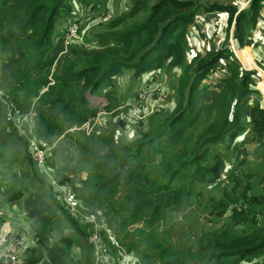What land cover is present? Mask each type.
Instances as JSON below:
<instances>
[{"label":"trees","instance_id":"obj_1","mask_svg":"<svg viewBox=\"0 0 264 264\" xmlns=\"http://www.w3.org/2000/svg\"><path fill=\"white\" fill-rule=\"evenodd\" d=\"M67 1L0 0V96L13 108L14 120H23L42 146L52 148L71 128L81 135L74 150L65 147V152L53 155L54 148L48 149L46 161L54 176L80 207L98 219L100 213L92 206L100 209L119 245L133 258L132 264H264V160L258 163L262 171L253 185L247 180L249 173L242 170L247 137L236 141L233 162L225 175L223 155L211 152L212 144L226 140L228 147L247 133L264 146V100L256 87L260 78L256 70L244 68L231 41L200 55L193 77H183V71L174 108L165 118L152 117L146 135L114 144L111 132L98 121L89 132L82 127L87 121L91 124L97 114L86 93L97 95L122 67L139 75L151 68L150 63L162 65L171 56L169 43L174 37L171 43L185 48L187 25L202 4L207 17L216 11L228 14L226 38L234 19L232 44L236 48L255 44L253 29L264 0H248L242 8L218 0H133L128 10L108 22L109 27L92 34V30L82 32L79 20H85L86 15L75 16ZM106 13L91 25L107 22L112 15L102 20ZM72 16L63 27L64 18ZM72 22L78 23L81 38L65 44L63 37ZM56 26L59 35L54 39ZM176 36H181L180 40ZM179 54L173 55L174 63L182 64L184 51ZM220 60L224 74L203 86ZM110 95L107 93L108 112L118 106ZM129 101L121 109H112L117 110L118 127L126 126ZM0 116L24 142V158L33 175L50 191L45 197L37 191L21 190L12 195L21 198L36 236L34 242H25V258L32 264H71L58 253L63 247L49 243L48 234L57 215L66 217L72 231L85 240L87 225L66 212L58 192L39 174L3 101ZM153 120L159 123L157 127L152 126ZM220 180L224 181L220 193L210 194L206 204L212 222L220 224L201 229L183 248L165 243L159 226L170 213L192 205L190 186H208ZM1 220L6 219L1 216ZM119 234L124 235L120 241ZM66 238L64 244H70L71 238ZM112 253L114 258L118 255L116 249ZM91 258L88 241L83 264H94Z\"/></svg>","mask_w":264,"mask_h":264},{"label":"rangeland","instance_id":"obj_2","mask_svg":"<svg viewBox=\"0 0 264 264\" xmlns=\"http://www.w3.org/2000/svg\"><path fill=\"white\" fill-rule=\"evenodd\" d=\"M132 1L133 0H68L66 3H68V5L72 7V11L75 16H79L81 18L86 15L85 20L83 18L79 20L82 23L81 30L84 33L87 30L88 32L92 30V34L101 32L109 27L108 22L114 16L120 15L122 12L128 10L130 4H132ZM204 1L210 2L212 0H201V2ZM218 1L221 3H232L234 5H237L239 8H242L246 5L248 0ZM204 5L205 4H202V6L199 7V11L194 15L193 22L187 25V32L185 35L187 42L185 48H183L182 45L179 47V45L175 46V43L172 44L171 42L173 39H175L174 37L169 43V45L171 46V56L167 61H164L162 65L150 63L151 68L139 75L134 74L133 69L122 67L121 70L114 76V78L106 81L104 85L105 89L100 90L97 95L86 93L89 104L97 109V114L92 123L90 124L89 121H87L86 123L87 126L89 125V128L94 123H96V121H98L100 127L106 126L105 128H107L108 131L111 132V138L113 140L112 142L115 144V142L118 141L127 142L139 134L142 135L145 133L146 135L148 130L147 128L152 117L155 119L159 116L165 118L169 115L175 105L176 92L180 84V81L178 82V80L183 71V77H193V69L195 68L196 61L201 58L199 57L200 55H203L207 50L217 48L218 46L222 45V43L226 44V41L230 43V41L232 40L234 19H232L231 21L229 38H226L225 31L227 29L226 20L228 19V14L223 12V14L221 15L222 12L216 11L215 13H211V15L207 17V12H205V10H202L204 9ZM103 12H108L110 15H112V17L108 21L106 20L107 22L91 25L92 23H95L97 21L98 16ZM64 16L59 17V21ZM73 16L71 18H64V20L66 21L63 23V27L68 22H71ZM136 18L137 17H135V19ZM58 35L59 27L56 26L53 32V38L56 39ZM177 37H179L180 40L181 36H176V38ZM73 42L74 41L68 44H71ZM245 45L250 46L247 43H244L242 46H236V48L234 45H232L234 53L236 54V49H241L245 47ZM179 50H182V53L184 51V62L182 64L174 63L175 60L173 59V55H180ZM241 58L244 62L247 63V59L245 57ZM253 60L254 62H256L255 64H257V59L253 58ZM1 61L2 60L0 56V63ZM262 67L264 68V63H262ZM244 68L254 69L257 71V74L259 76H263L262 71L259 67H257V65L256 67L244 66ZM223 69V62L222 60H220L217 66L214 68V71L216 72H214L210 76H207L202 85L207 86L206 84L211 85L215 83V81L220 76H222V74H224ZM261 82H263V80L258 83V88ZM262 91L264 92V88L262 89ZM107 93H110L111 98L114 97L115 100L118 101V106L113 107V110L121 109L119 107H122V105H124L125 103L128 105V101L130 99H133V93H136V95L133 100L129 101L130 104L134 102V105L139 104L140 102L150 104L154 99L158 97H160L161 100L155 109L147 111L140 116H136L137 113H134L135 116H126V126L118 127L117 124H115V120L117 119V117L114 115L117 110L113 111L111 109V111L108 112V108H106V106L109 105ZM262 96L264 100V94H262ZM192 115L193 113L188 117ZM102 117L105 118L104 121L98 120L102 119ZM158 124L159 123H157L156 120H153V127H157ZM74 129L76 128H71L70 133H66L60 141H55L52 143L53 146L52 148L49 147V149L54 148L53 155L62 152L65 147L70 150H74L78 147L81 135L79 134L80 132L78 130ZM155 131H157V129H155ZM245 137H247L248 140L243 144V146L245 147V154H243V156L245 157L246 162L243 164L242 170L249 173V177L247 178V180H249V182L253 185H256L258 176L262 171V168L258 163L264 160V146L260 147L255 140L251 139L252 136L249 133L245 135L242 134L241 136L237 137V139L232 140L228 147L225 146V143L227 142L226 140H224V142H217L215 144H212L211 152L218 151L221 152V155H223L222 158L224 168L222 170V175H225V173L228 172V168L231 166V163L233 162V156L231 155H234L233 147L234 145H236V141L238 143ZM50 150L48 151V153L50 152ZM25 151V144L17 138L15 129H10V132L6 133V131H3L0 127V171L5 174L4 180L10 181L5 183L4 187L7 190H14L20 185L25 188V191L37 192H39V189L41 188L42 196L45 197L48 193H50V191L46 185H43L33 175V170L31 169V166H29V162L23 156L25 154ZM63 152H65V150ZM12 170L19 172V175L12 172ZM81 176L83 175L81 174ZM73 180L76 183L78 181V176H75ZM223 183L224 181L220 180L217 184L208 186L203 184H194L190 186L189 191L192 194V205L188 208L180 209L178 212L176 211L174 213H170L166 219V223L159 226L161 237L165 243L173 244L176 247L183 248V246L186 245L189 240H191V236L198 233L201 229L214 227L220 224H214L212 222V218L209 214V209L211 208L206 204L207 198L210 194L218 195L220 193V189ZM53 204L56 205L55 202H53ZM92 208L100 213L99 219L105 224V217L101 214L100 209L95 206H92ZM57 217L59 218H56L55 223L48 234V237H50L49 243L61 248L63 247L64 249V243L67 242L66 236L70 238L74 236L81 242L82 248L84 249V243H88V240L79 237L78 234L74 232V230L72 231V228L69 227V225L71 226V222L66 217L64 218L62 215H57ZM68 227L71 229V231ZM125 232L127 233V235L130 233L129 231ZM123 236V234H119L118 241H120ZM59 244H61L62 246H60ZM69 246L67 250H59L58 253L60 257L68 258L70 254ZM81 251L84 252V250ZM82 261L73 262L69 260V262L73 264H81Z\"/></svg>","mask_w":264,"mask_h":264},{"label":"built area","instance_id":"obj_3","mask_svg":"<svg viewBox=\"0 0 264 264\" xmlns=\"http://www.w3.org/2000/svg\"><path fill=\"white\" fill-rule=\"evenodd\" d=\"M109 17V13L103 14L102 20H107ZM76 38H81L78 36V23L72 22L68 25L67 30L65 31L63 41L65 44H68ZM232 45L233 44L231 43V47ZM160 100L161 98L158 97L150 104L141 102L136 105H134L135 102L129 104L130 108L126 115L135 116L134 113H137L136 116H140L147 111L155 109ZM0 101L5 103L8 116L14 120L13 108L11 105L1 96ZM86 123L87 122H85L82 127L89 132L91 127L89 128V125L87 126ZM14 124L18 133L26 140L29 157L39 168L46 181H48L53 189L58 192L59 201L66 212L76 218L79 223L87 225V239L92 245V258L94 264H113L114 255L112 249L118 251V258L123 255L129 257L119 245L111 230L100 221L96 215L88 212L85 208L80 207L77 204V201L73 199L72 194L67 190L66 185L59 182L57 177L54 176L52 173L53 167L47 164L46 161V153L49 146L40 145L39 139L29 133L23 120H14ZM1 216L3 215L0 209V264H32L26 260L24 255L23 247L26 242L24 236H22L10 221L1 220ZM129 258H131V256Z\"/></svg>","mask_w":264,"mask_h":264},{"label":"crops","instance_id":"obj_4","mask_svg":"<svg viewBox=\"0 0 264 264\" xmlns=\"http://www.w3.org/2000/svg\"><path fill=\"white\" fill-rule=\"evenodd\" d=\"M223 13H221L222 15ZM231 28V27H230ZM253 41H254V45L249 44L245 45V47L241 48V49H236V55L239 58L240 62L243 63L244 66H250V67H259L260 70L262 71V77L259 76L260 80L258 81V83L260 81L263 80V82H261L259 88L258 86L257 89L260 91L261 94H264V92L262 91V89L264 88V68L262 67V63H264V7L261 10V16L258 20V22L256 23L255 28L253 29ZM232 42V40H231ZM247 47V48H246ZM244 52V53H242ZM245 57L247 59V63L244 62L242 60L241 57ZM254 59H257V64H255L256 62H254ZM256 61V60H255ZM257 83V85H258ZM15 126V124H14ZM0 127L2 128V130L6 131V133L10 132V129H14L12 127V125H8L0 116ZM18 138V137H17ZM19 139V138H18ZM20 140V139H19ZM22 141V140H21ZM23 143V141H22ZM26 149V148H25ZM24 156V155H23ZM34 163V162H33ZM35 164V163H34ZM12 172L16 173L17 175H19V172L12 170ZM40 170H39V174H40ZM5 174L2 173L0 171V208L2 209V215L3 217L10 221L12 223V225L22 234V236H24L25 241L30 242H34L36 240V236L33 234L32 228L30 226V217L27 215L24 206H23V202L21 200V198H12V195L14 193H16L18 190H21L22 193H26L29 191H25V188L23 186H18L16 187L14 190H7L4 187V184L10 181H5L4 180ZM40 188V186H39ZM39 193H41V188L39 189ZM42 194V193H41ZM55 211H57L56 206L54 207ZM24 233V235H23ZM80 237V236H79ZM71 242L72 244H66L64 250H67L68 246H69V260L73 261V262H80L82 261V255L84 257V252H82L81 250H84L82 248V244L79 240H77L76 237H72L71 238ZM84 248H85V243H84ZM130 257V256H129ZM125 257L124 255L122 257H115L113 260V264H132L131 260L133 259L132 257ZM92 260V258H91ZM83 262V261H82ZM81 262V264H82ZM73 264V263H71Z\"/></svg>","mask_w":264,"mask_h":264},{"label":"water","instance_id":"obj_5","mask_svg":"<svg viewBox=\"0 0 264 264\" xmlns=\"http://www.w3.org/2000/svg\"><path fill=\"white\" fill-rule=\"evenodd\" d=\"M236 55V54H235ZM237 56V55H236Z\"/></svg>","mask_w":264,"mask_h":264}]
</instances>
